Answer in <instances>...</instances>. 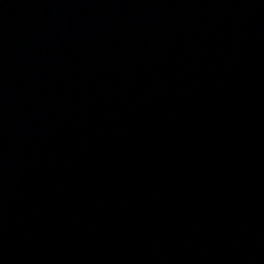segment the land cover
Listing matches in <instances>:
<instances>
[{
  "label": "water",
  "instance_id": "1",
  "mask_svg": "<svg viewBox=\"0 0 264 264\" xmlns=\"http://www.w3.org/2000/svg\"><path fill=\"white\" fill-rule=\"evenodd\" d=\"M0 264H264V0H0Z\"/></svg>",
  "mask_w": 264,
  "mask_h": 264
}]
</instances>
